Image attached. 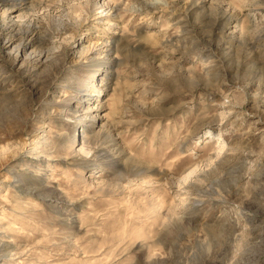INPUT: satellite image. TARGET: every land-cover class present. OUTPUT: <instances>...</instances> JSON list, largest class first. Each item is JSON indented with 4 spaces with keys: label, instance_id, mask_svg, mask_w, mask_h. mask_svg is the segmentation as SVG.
<instances>
[{
    "label": "rangeland",
    "instance_id": "1",
    "mask_svg": "<svg viewBox=\"0 0 264 264\" xmlns=\"http://www.w3.org/2000/svg\"><path fill=\"white\" fill-rule=\"evenodd\" d=\"M0 264H264V0H0Z\"/></svg>",
    "mask_w": 264,
    "mask_h": 264
},
{
    "label": "bare ground",
    "instance_id": "2",
    "mask_svg": "<svg viewBox=\"0 0 264 264\" xmlns=\"http://www.w3.org/2000/svg\"><path fill=\"white\" fill-rule=\"evenodd\" d=\"M51 50H52L51 48H49V49H47V48L42 49V50L38 53V55L41 57V56L44 54V55H46V58H47V52H49V51H51ZM18 53H20V50H18Z\"/></svg>",
    "mask_w": 264,
    "mask_h": 264
}]
</instances>
